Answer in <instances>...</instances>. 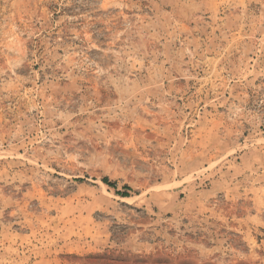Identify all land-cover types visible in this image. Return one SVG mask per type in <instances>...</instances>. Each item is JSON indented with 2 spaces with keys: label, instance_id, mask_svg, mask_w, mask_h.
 I'll return each instance as SVG.
<instances>
[{
  "label": "rangeland",
  "instance_id": "1",
  "mask_svg": "<svg viewBox=\"0 0 264 264\" xmlns=\"http://www.w3.org/2000/svg\"><path fill=\"white\" fill-rule=\"evenodd\" d=\"M0 264H264V0H0Z\"/></svg>",
  "mask_w": 264,
  "mask_h": 264
},
{
  "label": "trees",
  "instance_id": "2",
  "mask_svg": "<svg viewBox=\"0 0 264 264\" xmlns=\"http://www.w3.org/2000/svg\"><path fill=\"white\" fill-rule=\"evenodd\" d=\"M102 183L107 185L110 188H113L115 191H117L115 182H111L108 178H102ZM123 189L128 191L130 188L128 186H124ZM116 193H117V195H120L121 197H128V194H126L125 192H118L117 191Z\"/></svg>",
  "mask_w": 264,
  "mask_h": 264
}]
</instances>
